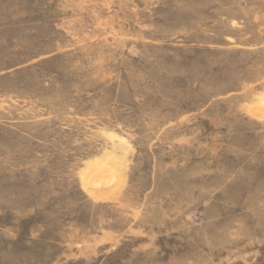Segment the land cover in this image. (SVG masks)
Here are the masks:
<instances>
[{
	"label": "rangeland",
	"instance_id": "rangeland-1",
	"mask_svg": "<svg viewBox=\"0 0 264 264\" xmlns=\"http://www.w3.org/2000/svg\"><path fill=\"white\" fill-rule=\"evenodd\" d=\"M0 264H264V0H0Z\"/></svg>",
	"mask_w": 264,
	"mask_h": 264
},
{
	"label": "bare ground",
	"instance_id": "bare-ground-1",
	"mask_svg": "<svg viewBox=\"0 0 264 264\" xmlns=\"http://www.w3.org/2000/svg\"><path fill=\"white\" fill-rule=\"evenodd\" d=\"M94 180V179H93ZM94 182V181H93ZM90 183V182H89ZM89 185V184H88Z\"/></svg>",
	"mask_w": 264,
	"mask_h": 264
}]
</instances>
